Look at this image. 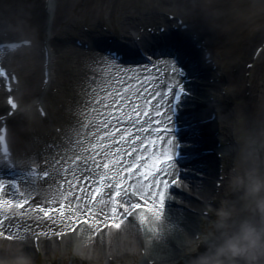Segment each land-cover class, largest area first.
<instances>
[{
	"label": "bare ground",
	"instance_id": "obj_1",
	"mask_svg": "<svg viewBox=\"0 0 264 264\" xmlns=\"http://www.w3.org/2000/svg\"><path fill=\"white\" fill-rule=\"evenodd\" d=\"M162 1L165 4L177 5L176 9L181 17H188L190 28L194 30V32L186 30L189 41L197 34L202 35V39L212 40L214 34L207 24L198 23L196 20L192 22L193 13L197 9L200 10V0ZM189 2L191 4H186ZM260 2L264 3V0ZM74 3L75 0H49V9L51 6L54 9L56 7L57 14L66 16L68 11L72 10ZM147 22L156 28L161 25L168 28L173 23L180 28L177 19L171 20L159 10H143L142 13L128 11L120 15L117 26L122 33L121 37L124 38L131 30H138L136 25ZM197 23L200 30L195 27ZM109 28L110 30H106L96 26L91 31H81L79 27L61 29L58 36L48 39L47 44L53 62L50 66L51 71L54 72L51 82L58 81L61 87L70 83L72 91L78 93L80 98L83 96L90 100L91 108H84V112L80 111V119L76 115L73 117V121L82 122V129L65 133L66 136L74 134L76 140L78 139L73 140L77 145L75 152L72 149L68 155H62L63 149L60 146L46 150L51 162L58 151V155L62 158L75 161L64 174L57 173L53 177L54 183L57 180L65 181L64 187L59 183L60 187L44 188L33 201L31 210L26 209L28 211L22 216L18 213L17 216H12V211L17 209L11 204L14 199L10 188L7 186L0 189V261L39 257L41 252L46 256L74 255L73 251L76 248V252L85 259L107 260L109 264L126 263L136 257H140L142 264L180 262L182 256L188 255L195 237L200 234L196 241L198 242L202 234L209 231L210 218L217 215V210L225 205L223 200L234 193L230 186L231 177L249 168H264V49L255 60L254 66L248 69L252 70L249 75L246 74L248 70L244 63V60L251 57L249 45L243 46L237 59L227 62L228 68L224 67L222 61L219 67L214 69L212 76H215L216 82L211 86L214 90L213 94L218 99L215 102L217 107L215 110L219 122L218 125L217 122L212 124L214 130L210 125L208 138L216 141L215 144L220 142L222 145L217 148L215 154L206 158L205 164L200 162L201 159L196 161L194 168L199 172L203 171L206 165L202 177L197 176L196 172L194 174L190 166L188 171L184 166L183 171L181 170L182 176H179V166L172 161L164 160V157L172 152L176 135L171 131L159 130L162 127H172L173 120L168 95L170 80L167 78L166 67L158 64V68L153 69L152 63H148L144 68L135 69L130 64L131 67L127 65L126 69H135V71H128L126 75L123 71L125 68L120 67L119 61L109 64L99 63L95 61L97 59L91 55V52L90 54L85 52V47L72 44V37L78 32L90 42L100 36L114 37L111 30L116 29L115 26L110 25ZM257 38L258 36L255 39ZM187 43L190 44L188 41ZM68 53L71 55L67 60L69 64H66L68 71L64 77L58 76L57 73L61 68L55 67V60L57 59V64V61ZM154 60L158 62L160 59ZM163 60L171 59L163 58ZM232 62L234 65L231 67ZM168 66L171 69V65ZM193 69L195 70V67ZM221 70L222 73L219 74ZM174 74V80L177 79L181 83L183 79L180 73L174 72ZM121 82L126 83L122 86ZM6 94L5 88L0 86V110L6 106ZM121 94L127 97L124 107L131 124L124 118L123 113H116L123 126L110 124L108 130L120 128L119 135H124V128H127L131 135L126 136L123 141L119 139V135H115L112 137L115 143L111 147H106L107 141L100 139L103 128L100 121L102 114L105 113V106L112 105L113 98ZM128 102H132L131 107H128ZM134 110L140 111L138 118ZM209 117L205 115L202 119ZM155 121H160V124H155ZM180 121L189 122L187 118H180ZM132 124L135 127H132ZM204 126L205 124L200 126L201 130ZM43 137L53 139L55 143L63 142L54 131L46 132ZM137 138L142 143L138 142ZM184 140L185 144L190 146L192 142L190 135L185 134ZM97 143L104 147L97 149ZM249 156L251 162L247 161ZM120 157H123L122 161ZM140 157L143 159L141 160ZM109 161L119 163L109 164ZM61 163L56 167H60ZM134 163L142 166L130 173L120 172L121 166L131 167ZM152 164L163 171L160 173L150 171L145 177L144 166L151 167ZM104 165L108 166L104 167ZM118 172L119 176L116 175ZM166 172L170 173L168 177L164 175ZM177 176L179 180L174 186L170 184L165 194V206L160 212L151 208L137 209L133 215L126 216L127 211L123 205L129 203V200L124 192L132 195L133 203L149 201L156 203L153 199L155 192L153 178L159 182L175 180ZM127 177L131 179L123 185L124 192L120 197H114L116 184L120 179ZM0 184L5 185V180L0 179ZM129 184L135 185L141 199L131 193ZM98 188L99 195L94 199L92 195H96ZM29 194L27 188L26 195ZM117 200L120 201L119 205L116 203ZM44 206L56 207V210L50 208L53 212L49 218L45 215L41 216L45 213L44 210L41 213L34 211V207ZM121 213H124V216H121ZM109 218H115L117 223L121 220L123 222L120 223V227H116L115 224L108 222ZM72 227H76L75 232L71 231ZM33 231L37 233L31 240ZM37 234L41 235L38 242L34 238ZM74 257L79 258L76 254Z\"/></svg>",
	"mask_w": 264,
	"mask_h": 264
},
{
	"label": "rangeland",
	"instance_id": "obj_2",
	"mask_svg": "<svg viewBox=\"0 0 264 264\" xmlns=\"http://www.w3.org/2000/svg\"><path fill=\"white\" fill-rule=\"evenodd\" d=\"M46 3L47 0H0V18L9 26L11 32L20 33L22 28H25L30 33L29 35H23L29 36L34 40L33 45L25 47L17 54L15 62V66L21 69L24 85V91L21 92L22 96L20 97L23 105L15 114L12 127V134L15 143H17V153L24 159L28 157L36 159V157L42 155L44 158L39 157V161L46 168H51L49 164L45 163L48 159H51L49 154L46 155L48 152L45 151L47 148L52 147L55 149L60 146L63 149L61 151L62 155H68L72 152V149L75 152L77 145L73 140H76V136L74 134L66 136L65 133L82 129V122L73 121V117L76 115L80 119L79 112H84V108L91 107L90 100L83 96L80 98L78 93L72 91L70 83L61 87L59 82L56 81L51 83L48 88H44V63L46 57L44 54L45 48L43 47L48 39L58 36L61 29L66 30L75 27H79L82 31L96 26L108 28V26L114 25L120 31L117 26L119 17L128 11L142 13L143 10H159L165 14L173 12L177 16H180V12L176 9L177 5L165 4L162 0H75L72 10L68 11L66 16H60L56 12V7L55 9L52 7L51 11H49ZM56 4L58 5V3ZM199 7L200 10L197 9L195 11L196 14L193 13L194 17L198 21L207 23L212 28L211 31L213 33L216 32L218 38L211 44L212 46L214 45L215 49L217 48L216 61L222 60L224 67L228 68L229 63L227 62L229 60L239 57L243 46H250L251 56L255 48L260 46L264 36V3L260 2V0H200ZM140 25L142 26V23ZM147 25H150V23H143V26L146 27ZM141 26L136 25L137 29ZM257 36L258 38L255 39ZM72 39V44L78 39L83 42L82 35L79 32L74 33ZM85 52L90 54V51ZM99 53L97 52V54ZM68 56L71 55L68 53L64 58L61 57L57 64V59L55 60V67L59 66L61 68L57 73L58 76L64 77L66 75L68 71L66 64H69L67 61L69 59ZM100 56L102 55L100 54ZM250 62L251 59L244 60L247 70L250 68L248 67ZM233 65L234 63L232 62L231 67ZM251 73L252 70L246 71L247 75ZM37 97L41 99L45 107L46 116H42L34 106L33 102ZM7 109L8 106L2 108L0 115L5 113ZM44 131L45 133L54 131L55 135H58V138L63 140L62 144L55 143V140L50 138L45 139L43 137ZM58 152L55 153L54 159L59 162V157L62 158V156L58 155ZM250 159L251 157L249 156L247 161L251 162ZM65 162V165L70 166L69 160H65ZM58 170L60 171L61 169ZM261 170L264 171V168ZM54 182L53 178H50L48 182L41 183L36 188L37 196L44 188L58 187L59 183H61V186L63 185L60 180H57L58 183ZM233 192L223 202H225V205L234 206L238 213L246 214L242 193ZM225 205L223 204V206ZM216 218L217 215H213L210 218L209 231ZM35 233L36 231H34ZM206 247L205 243L192 244V247L188 250V255L182 256L180 262L163 264H192L193 258L199 252L206 250ZM73 252L79 258H75L74 255L70 254L46 256L44 252H41L39 257L33 256L23 260L20 258L10 261L2 260L0 264H109L107 260L91 261L90 259H85L83 255L76 252V248ZM139 259L140 257H136L126 263L115 262L110 264H142Z\"/></svg>",
	"mask_w": 264,
	"mask_h": 264
},
{
	"label": "clouds",
	"instance_id": "obj_3",
	"mask_svg": "<svg viewBox=\"0 0 264 264\" xmlns=\"http://www.w3.org/2000/svg\"><path fill=\"white\" fill-rule=\"evenodd\" d=\"M230 186L242 193L246 214L227 204L217 210L211 230L202 234L206 250L192 264H264V171L237 172Z\"/></svg>",
	"mask_w": 264,
	"mask_h": 264
},
{
	"label": "snow or ice",
	"instance_id": "obj_4",
	"mask_svg": "<svg viewBox=\"0 0 264 264\" xmlns=\"http://www.w3.org/2000/svg\"><path fill=\"white\" fill-rule=\"evenodd\" d=\"M149 51H151V49H149ZM145 56H147V52L144 53ZM155 55L157 57H159L161 55V53H155ZM152 63V68L153 69H157L158 68V64L159 65H163V66H168V65H171V69L173 72L175 73H183V69L182 68H179L176 66V61L173 59V60H169V61H165L163 59H160L158 62L156 60H152L151 61ZM138 67H143L142 65H138ZM123 71L125 72V74L127 75L128 71H135V69H123ZM126 82H121V85L123 86ZM137 83H139V81H137ZM168 91H172V89H168ZM179 91L181 93H184V87L183 85H180L179 86ZM127 101V97L124 96L123 94L121 95H117L116 97L113 98V104L112 105H106L105 106V113L102 114V119L100 121L101 124H103V128L101 129V132H102V136L100 137V139L102 140H105L107 141V145H105L106 147H111L115 141L112 139L113 136L115 135H119L121 129L120 128H114L113 131H109V126L110 124L111 125H116V124H121L122 125V122L120 121L119 117L116 115V113H123L124 115V118L126 120L129 121V123L131 124V119L130 117L128 116V113L124 107V104L125 102ZM132 106V102H128V107H131ZM110 109V111H109ZM135 111V115L137 116V118L139 117V115L141 114L139 110H134ZM146 123V121H145ZM123 126V125H122ZM132 127H135L134 124L131 125ZM131 133H129L127 131V128H124V135H119V139L121 141H123L125 139L126 136H130ZM138 142H141L142 141H139V138H137ZM151 143V142H149ZM102 146L100 143H97L96 145V148L97 149H101ZM133 151H135V148H133ZM11 155L9 153H5V159L4 161H0V162H8L10 163L11 162ZM77 159H80L79 157H77ZM140 159L142 160L143 157H140ZM173 159L172 155H167L164 157V160L166 161H169L171 162ZM120 160L122 161L123 160V157H120ZM47 163V162H45ZM109 164H117L119 163L118 161H109L108 162ZM99 166V165H97ZM108 165H104V167H107ZM142 165L139 164V163H134L132 164L131 167H128V166H121L120 168V172H124V173H130L132 172L134 169H138L140 168ZM169 167L171 168V163H169ZM150 171H155L157 173H160L163 171V169L157 167L155 164H152L151 167L149 166H144V175L145 177L148 175V173ZM44 176H50L51 173L49 172H44L43 173ZM117 176L120 175V173H116ZM165 177H168L170 175V173H164ZM103 179V178H102ZM131 177H127L126 179L122 178L118 181V183L116 184V189H115V196L116 197H120L122 192H124V188H123V185L126 183L127 180H130ZM179 180V177L177 176L175 180H171V181H168V180H161V181H156L155 178H153V185L155 186V192L153 193V199L156 201V203H153L152 201H149L148 203H140V202H135L133 203L132 202V195L129 194L128 192H124V195L128 198L129 200V203L127 204H124L123 207L124 209L127 211V215H132L133 212L137 209H147V208H151L157 212H160L161 209L164 208L165 206V202H166V192L168 191L169 187H170V183H176L177 181ZM77 183H79V181H77ZM3 187H7L6 185H2L0 184V189H2ZM104 187H107V185H104ZM129 188L131 190V193L132 194H135V196H139L140 194L138 192H136V188H135V185L133 184H129ZM150 190H151V186H150ZM83 190L81 189V192ZM99 191L100 189L98 188L96 190V195H99ZM111 198V197H109ZM144 199H148L147 197H144ZM26 203V202H25ZM117 205H119L120 201L117 200L116 201ZM20 208H24V203H21L20 205ZM86 206V205H85ZM45 211V214L48 215V216H51L52 214V209H42ZM57 211H59V209H57ZM112 211H118V209H112ZM121 216H124V213H121ZM5 219H7V217H5ZM146 219V217H145ZM109 223H112V224H115L116 227H120V223H122L123 221L121 220L120 223H117V221L115 220V218H109ZM107 225H105L106 227ZM74 230V229H73Z\"/></svg>",
	"mask_w": 264,
	"mask_h": 264
}]
</instances>
